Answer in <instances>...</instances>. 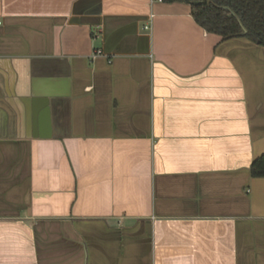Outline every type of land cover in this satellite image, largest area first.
I'll use <instances>...</instances> for the list:
<instances>
[{
  "label": "crops",
  "instance_id": "crops-1",
  "mask_svg": "<svg viewBox=\"0 0 264 264\" xmlns=\"http://www.w3.org/2000/svg\"><path fill=\"white\" fill-rule=\"evenodd\" d=\"M191 11L0 0V264H264V47Z\"/></svg>",
  "mask_w": 264,
  "mask_h": 264
},
{
  "label": "trees",
  "instance_id": "trees-1",
  "mask_svg": "<svg viewBox=\"0 0 264 264\" xmlns=\"http://www.w3.org/2000/svg\"><path fill=\"white\" fill-rule=\"evenodd\" d=\"M192 6V17L207 32L221 40L243 36L264 47V0H166ZM193 1H202L192 4ZM252 177H264V153L249 166Z\"/></svg>",
  "mask_w": 264,
  "mask_h": 264
},
{
  "label": "water",
  "instance_id": "water-1",
  "mask_svg": "<svg viewBox=\"0 0 264 264\" xmlns=\"http://www.w3.org/2000/svg\"><path fill=\"white\" fill-rule=\"evenodd\" d=\"M203 3L202 1H193L192 4H200Z\"/></svg>",
  "mask_w": 264,
  "mask_h": 264
},
{
  "label": "built area",
  "instance_id": "built-area-1",
  "mask_svg": "<svg viewBox=\"0 0 264 264\" xmlns=\"http://www.w3.org/2000/svg\"><path fill=\"white\" fill-rule=\"evenodd\" d=\"M144 27H145V28H147V26H146V25H145Z\"/></svg>",
  "mask_w": 264,
  "mask_h": 264
},
{
  "label": "rangeland",
  "instance_id": "rangeland-1",
  "mask_svg": "<svg viewBox=\"0 0 264 264\" xmlns=\"http://www.w3.org/2000/svg\"><path fill=\"white\" fill-rule=\"evenodd\" d=\"M251 42V41H250ZM252 43H254V42H252ZM256 44V43H255ZM263 47V46H262Z\"/></svg>",
  "mask_w": 264,
  "mask_h": 264
}]
</instances>
